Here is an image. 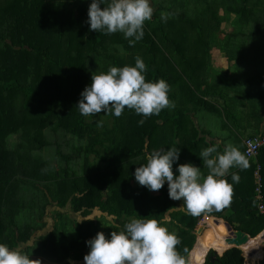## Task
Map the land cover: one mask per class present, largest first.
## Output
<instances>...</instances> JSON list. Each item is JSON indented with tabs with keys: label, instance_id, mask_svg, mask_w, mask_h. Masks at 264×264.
I'll return each instance as SVG.
<instances>
[{
	"label": "trees",
	"instance_id": "16d2710c",
	"mask_svg": "<svg viewBox=\"0 0 264 264\" xmlns=\"http://www.w3.org/2000/svg\"><path fill=\"white\" fill-rule=\"evenodd\" d=\"M156 2L158 9L145 22L143 38L129 46L122 33L89 31L88 10L79 0H0V243L20 248L32 260L84 264L89 249L85 241L95 236L96 221L64 220L60 212L51 216L49 231L36 236L46 226L42 219L48 205L62 209L69 204L82 216L95 210L103 218L112 217L111 232H119L131 218L159 220L169 207L180 205L168 198L167 184L149 191L134 179L135 168L153 150L179 147L178 163L190 162L207 175L199 153L215 143L201 135L193 120L201 112L221 109L216 81L206 77L210 53L219 49L230 62L229 40L263 39L264 22L252 36L241 28L256 20L255 15L261 20L264 0L251 6L249 0ZM219 8L228 23L239 26L237 31L221 32ZM162 12H167L166 19L161 20ZM137 56L146 64V81L162 78L170 85L168 98L174 107L147 118L127 107L120 117L81 115L76 105L91 76L112 66H134ZM61 134L75 142L66 154L55 149ZM11 142L15 148L10 149ZM216 145L222 152V145ZM50 148L54 154L44 159L40 151ZM239 148L243 153L244 146ZM89 157H94L92 162ZM248 160L246 169L232 168L226 177L229 183L232 172L240 177L227 207L199 216L169 213L166 227L181 241L178 252L185 257L192 250L189 264H245L243 256L249 264H264V214L257 211L254 178L259 167L264 202V148ZM211 217L251 240L241 249H228L223 221ZM202 218L205 231L196 240ZM212 250L224 253L212 259Z\"/></svg>",
	"mask_w": 264,
	"mask_h": 264
},
{
	"label": "clouds",
	"instance_id": "9594fccd",
	"mask_svg": "<svg viewBox=\"0 0 264 264\" xmlns=\"http://www.w3.org/2000/svg\"><path fill=\"white\" fill-rule=\"evenodd\" d=\"M153 12V0H91L86 23L89 31L122 33L129 46H133L143 38L145 22L152 19ZM146 72L143 58L137 56L134 66H112L106 72L92 75L76 107L83 116L103 112L115 117H120L127 107L145 118L174 107L168 98L167 81L162 78L146 81ZM143 123L144 119L138 121V124ZM180 155L179 147L153 150L146 156V163L135 168L133 175L135 181L149 191H159L167 184L168 198L182 203L169 207L159 220L141 216L131 218L119 232L112 231L107 236L103 231L97 232L85 241L89 251L83 257L84 264H186L185 257L177 251L181 242L178 235L166 227L171 222L169 213L180 210L199 216L227 207L233 184L238 183L240 177L232 172L231 183L226 177L232 168L246 169L249 160L236 145L226 144L220 152L218 145L213 144L199 153L208 170L205 176L199 166L178 163ZM93 219L80 218L78 223ZM29 257L20 248L0 243V264H41Z\"/></svg>",
	"mask_w": 264,
	"mask_h": 264
},
{
	"label": "crops",
	"instance_id": "0c3cea01",
	"mask_svg": "<svg viewBox=\"0 0 264 264\" xmlns=\"http://www.w3.org/2000/svg\"><path fill=\"white\" fill-rule=\"evenodd\" d=\"M79 2L85 10H88L90 4L88 0H79ZM153 7L154 15L158 9L154 0ZM253 29L255 26L241 28L248 35ZM232 45V61L228 62L227 57L219 50H214L218 54L216 57L212 55V63L207 70L210 79L212 75H218L215 88L216 91L221 92V97L216 103L218 106L221 105L224 114H220L222 117L218 118L214 125H212L213 120L209 121L205 114L203 117L196 114L193 120L202 132L201 135L208 141L221 144L222 149L226 144L240 147L246 138L264 131V49L261 48L264 46V38H237ZM237 47L241 49L238 51ZM49 221L52 222L51 217ZM261 233H264V230Z\"/></svg>",
	"mask_w": 264,
	"mask_h": 264
},
{
	"label": "rangeland",
	"instance_id": "374dc122",
	"mask_svg": "<svg viewBox=\"0 0 264 264\" xmlns=\"http://www.w3.org/2000/svg\"><path fill=\"white\" fill-rule=\"evenodd\" d=\"M257 1H259V0H249V2H248V4H249V6H251L252 4H256L257 3ZM154 2L156 3V0H154ZM160 2H161V0H160ZM161 3H163V2H161ZM251 8V7H250ZM256 14H259V13H256ZM160 16H162L161 17V20H163V19H166L167 17H168V14H167V12L166 13H164V12H162L161 13V15ZM218 16L220 17V18H223V23H222V25H221V32H224V33H226V34H229L230 32H232L233 31V29H234V32L235 31H237V29L239 28V26H237V25H232L231 23H228L227 22V20H226V15H225V12H224V10L223 9H221V8H219V12H218ZM235 17V15H231L230 16V20L232 21L233 20V18ZM255 19L256 20H253V22H251L250 23V25H248V26H257V25H260V24H262L264 21V12H263V16H261V20H259V19H257V16L255 15ZM263 33H264V31H263ZM222 35H220L219 37H218V39L216 40V42L215 43H217L218 44V42H219V40H222ZM236 38H233L232 40H229L228 42H232L233 43V41L235 40ZM262 49H264V46H262L261 47ZM214 50H219V49H216V48H214L212 51H211V53H210V55H211V58H212V55H214L215 57L217 56V54L218 53H216ZM218 76V75H217ZM217 76H214V75H212V81H217L218 80V78H217ZM206 77H209V74L208 75H206ZM234 80V79H233ZM221 107H220V104H219V109H220ZM219 113H222V114H224V112L223 111H221V109H220V111H218ZM218 112H216V113H211V114H209V113H204V112H201V113H199V117H203L204 116V114H205V116L207 117V119L209 120V121H211V120H213L212 121V125H214L215 124V122H217L218 120V118H221L222 116L218 113ZM214 115V116H213ZM12 137V136H11ZM11 137H9L8 138V140L10 139V140H12V138ZM58 144H56V147H55V149L57 150V149H59V151L61 152V153H64V154H66V153H68V152H70L71 151V149H70V146L72 145V144H74L75 142H74V139L72 138V137H70L69 135H66V134H64V135H62L61 134V136L59 137V139H58ZM14 144L15 143H10L9 144V147H10V149H12V148H15L14 147ZM41 152V154H42V157L44 158V159H46V158H48V157H50L52 154H54V148H50V149H45V150H42V151H40ZM184 152V151H183ZM94 158V157H93ZM92 157H89V162H92V159H93ZM176 202V204L177 205H179V204H181V201H175ZM62 213L63 214V219L64 220H66V218L68 217L69 219H71V220H75V221H78L80 218H94L93 220H95L96 221V232H95V235H96V233L97 232H99V231H103L105 234H106V236L109 234V233H111V226H112V221L113 220H109V217L108 218H103V217H101V214L99 213V212H97V211H93L92 210V214L91 215H88V216H82L80 213H73L71 210H70V205L69 204H67L64 208H62V209H60V208H58V207H56L55 205H53V204H50V205H48L47 206V208H46V210H45V216L43 217V222H45L46 223V226L43 228V230L41 231V232H37V233H35V235L36 236H39L40 234H46L48 231H49V228H50V225L52 224V222H50L49 221V219H50V217L53 215V214H56V213ZM48 217V218H47ZM224 222V221H223ZM196 231H197V234H196V238L198 237V236H200L202 233H203V231H205V226H204V224H202V223H199L198 225H197V227H196ZM36 239V237L34 238V240ZM31 242V241H30ZM29 242V243H30ZM262 246V248H263V246H264V244L263 245H261ZM88 251H89V249H88ZM210 251V250H209ZM208 251V252H209ZM208 254V253H207ZM206 254V255H207ZM242 256H243V254H242ZM244 257V262H245V264H249V262H248V260L246 259V257L245 256H243ZM33 260H39V261H41V264H55V262H53V261H51V260H43V259H41V258H38V257H35V258H33ZM187 261H188V264H189V259H187ZM258 262H259V260H257V261H255V264H258Z\"/></svg>",
	"mask_w": 264,
	"mask_h": 264
},
{
	"label": "built area",
	"instance_id": "2783aa9c",
	"mask_svg": "<svg viewBox=\"0 0 264 264\" xmlns=\"http://www.w3.org/2000/svg\"><path fill=\"white\" fill-rule=\"evenodd\" d=\"M244 151L247 155L248 159H256L258 152L260 149L264 148V131L256 136L248 137L243 141ZM254 178L257 185L256 198L260 200L257 204V211L260 214H264V202H262V195L260 194V175H259V167L254 172ZM202 222V221H201Z\"/></svg>",
	"mask_w": 264,
	"mask_h": 264
},
{
	"label": "water",
	"instance_id": "95a60500",
	"mask_svg": "<svg viewBox=\"0 0 264 264\" xmlns=\"http://www.w3.org/2000/svg\"><path fill=\"white\" fill-rule=\"evenodd\" d=\"M214 219H215V221H219V219H216V218H214ZM202 220H203V218L201 219V221ZM201 221H200V223H201ZM223 223H224V226L226 228V231L228 232V236L225 237V243L230 246L228 249H230V248L241 249V246L247 244L251 240V238L246 233H244L242 231L233 230L229 224H227L226 222H223ZM196 240H197V238H196ZM190 252L185 255L186 259H189ZM212 254H213L212 259L216 256H222V254H218L215 250H212ZM203 262H204V260H203Z\"/></svg>",
	"mask_w": 264,
	"mask_h": 264
}]
</instances>
